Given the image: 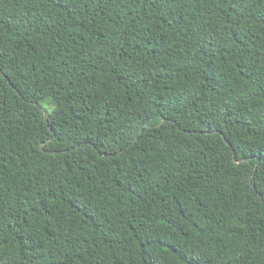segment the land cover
<instances>
[{
  "label": "trees",
  "instance_id": "16d2710c",
  "mask_svg": "<svg viewBox=\"0 0 264 264\" xmlns=\"http://www.w3.org/2000/svg\"><path fill=\"white\" fill-rule=\"evenodd\" d=\"M0 73V264H264V0H0Z\"/></svg>",
  "mask_w": 264,
  "mask_h": 264
},
{
  "label": "rangeland",
  "instance_id": "374dc122",
  "mask_svg": "<svg viewBox=\"0 0 264 264\" xmlns=\"http://www.w3.org/2000/svg\"><path fill=\"white\" fill-rule=\"evenodd\" d=\"M45 108L48 110H53L54 109V105L52 103H49L47 105H45Z\"/></svg>",
  "mask_w": 264,
  "mask_h": 264
},
{
  "label": "water",
  "instance_id": "95a60500",
  "mask_svg": "<svg viewBox=\"0 0 264 264\" xmlns=\"http://www.w3.org/2000/svg\"><path fill=\"white\" fill-rule=\"evenodd\" d=\"M0 74H2V73H0ZM45 115H46V117H45V118H46V122H48V116H49V114L46 113ZM226 142H227V141H226ZM227 143H228V142H227ZM228 144H229V143H228ZM41 150H44V149L42 148Z\"/></svg>",
  "mask_w": 264,
  "mask_h": 264
}]
</instances>
